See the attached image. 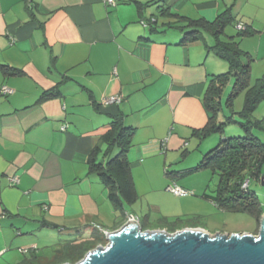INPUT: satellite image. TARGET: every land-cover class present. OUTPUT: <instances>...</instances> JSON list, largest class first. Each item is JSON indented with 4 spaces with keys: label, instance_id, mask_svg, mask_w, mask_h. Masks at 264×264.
<instances>
[{
    "label": "crops",
    "instance_id": "obj_1",
    "mask_svg": "<svg viewBox=\"0 0 264 264\" xmlns=\"http://www.w3.org/2000/svg\"><path fill=\"white\" fill-rule=\"evenodd\" d=\"M152 1L0 0V264H43L47 247L39 246L52 238L45 229L73 235L71 242L138 221L129 206L115 208L87 164L116 117L132 132L126 158L138 199L140 188L152 187L149 176L177 173L165 176L178 186L193 170L178 166L179 154L194 142L201 155L203 140L215 135L197 132L208 121L202 99L227 63L206 48L213 45L206 30L181 44L162 8L209 23L229 12L220 39L235 36L250 59L251 84L264 85V0ZM141 20H155L156 31ZM239 25L252 35L236 38ZM53 89L58 96L42 100ZM112 96L121 103L104 106Z\"/></svg>",
    "mask_w": 264,
    "mask_h": 264
},
{
    "label": "trees",
    "instance_id": "obj_2",
    "mask_svg": "<svg viewBox=\"0 0 264 264\" xmlns=\"http://www.w3.org/2000/svg\"><path fill=\"white\" fill-rule=\"evenodd\" d=\"M152 4H157L153 0ZM116 5V0L115 4ZM107 6V7H114ZM141 11V10H140ZM162 16L174 19L166 25V29H175L181 32V44L193 43L201 38L202 31L206 30L213 38V45L206 48L212 51L215 56L225 61L228 71L223 74L213 75L208 81L202 104L208 115V121L204 128L197 131L202 137L210 134H222L228 125H236L242 132V137H230L220 140L218 145L206 153L197 166L190 171H210L218 177V183L213 196L203 195V198L211 201L219 209L230 213H246L254 217L257 226L264 213L260 202L255 194L249 190V180L260 181L264 173V143L256 136L259 131L264 132V119L255 120L253 113L258 104L264 99V85L262 80H256L253 84L250 81V59L243 53L234 37H227L221 41L224 29L230 24L232 17L229 12H224L212 22L203 19L191 20L171 14L168 8H162L159 12ZM150 31L155 20H141ZM252 35L247 28L239 31L236 38ZM10 74L9 71H5ZM13 72V71H12ZM18 72L11 73L12 75ZM232 79L231 91L226 98L228 115L218 120L222 113V95L224 89ZM57 89L43 93L42 100L56 97ZM244 94L243 108L240 112L233 111V102L240 95ZM237 118V119H236ZM132 132L124 127L121 119H112L109 130L101 139L100 146L94 147L88 157L89 173L95 174L106 185L108 199L115 208L124 212V206H131L136 203L138 196L130 173V164L126 158L130 145ZM105 145V149L101 145ZM117 150V154L113 155ZM178 175L177 173H172ZM171 173L165 175L170 177ZM247 183L244 188L243 185ZM144 231V226H140ZM105 237L102 232L94 231L87 239L67 242L55 251L54 260L57 264H76L87 252L103 246Z\"/></svg>",
    "mask_w": 264,
    "mask_h": 264
},
{
    "label": "rangeland",
    "instance_id": "obj_3",
    "mask_svg": "<svg viewBox=\"0 0 264 264\" xmlns=\"http://www.w3.org/2000/svg\"><path fill=\"white\" fill-rule=\"evenodd\" d=\"M236 31L239 32L237 29ZM226 34L228 36L235 35V30L232 25L226 29ZM225 66L226 68L222 74L228 71V65L226 64ZM259 75L258 72L252 75V81L254 82L258 79ZM232 84L233 81L230 79L221 99L222 110L226 113L229 112L225 105L226 98L231 91ZM243 102L244 94H240L233 102V111L236 113L240 112L243 108ZM220 115L222 116L223 114L220 113ZM253 118L256 120L264 119V100L258 105L253 114ZM242 136L243 132L237 126L228 125L224 128L222 134H215L203 140L201 147V151L203 150V152L201 155L199 148L193 147V142L187 148L185 157L179 154V159L183 158L184 160L178 166H186L189 169H194L201 161L202 156L213 149L220 140ZM256 136L264 143V132L259 131L256 133ZM168 178L164 175L163 170L161 171V175L159 173L157 176H149L152 184L151 189L141 190L140 188L138 190V201L134 205L129 206L130 212L136 214V218L140 222L139 226L143 225L145 231L163 230L172 234L184 229H199L210 236H214L216 233L220 235L226 234L228 236L236 234H257L259 225L257 226L254 217L246 213L223 211L211 201L203 198V195L213 196L216 190L218 177L212 174V172L207 170L198 171L177 179L176 181L179 182L177 187L189 192L185 197H176L165 190L167 185L172 184ZM249 190L255 194L260 202L261 209L264 211V187L261 186L260 181L250 179ZM43 232L44 235H49L52 238H46V241L40 244V248H47L40 250L39 255L45 260L43 264H57L55 260L51 263L46 260L54 256L53 251L56 247L59 248L64 242L74 239V236L66 232L59 234L56 230L45 229ZM105 242L103 247L107 244L106 239Z\"/></svg>",
    "mask_w": 264,
    "mask_h": 264
},
{
    "label": "water",
    "instance_id": "obj_4",
    "mask_svg": "<svg viewBox=\"0 0 264 264\" xmlns=\"http://www.w3.org/2000/svg\"><path fill=\"white\" fill-rule=\"evenodd\" d=\"M260 183L264 187V173ZM105 239L106 246H97L76 264H264V214L256 235L143 231L138 221L127 220Z\"/></svg>",
    "mask_w": 264,
    "mask_h": 264
},
{
    "label": "built area",
    "instance_id": "obj_5",
    "mask_svg": "<svg viewBox=\"0 0 264 264\" xmlns=\"http://www.w3.org/2000/svg\"><path fill=\"white\" fill-rule=\"evenodd\" d=\"M103 1H104V4L106 6H114V4H115V0H103ZM142 25L144 26L145 24L142 23ZM243 29L244 28L241 25L237 26V30L241 31ZM2 91L5 93H10V91L7 89H3ZM121 100L122 99L120 96H112V97L105 98L103 100L102 104L104 106L118 105L121 103ZM12 181H13V183H17L16 179H14ZM246 186H247V183H245L243 185L244 188ZM167 191L176 197H185L189 193V192L177 187L174 183L168 185ZM128 220H135V219L132 217H129ZM96 230H98L99 232H102L104 235H106L108 233L106 231H103L100 227H96Z\"/></svg>",
    "mask_w": 264,
    "mask_h": 264
},
{
    "label": "clouds",
    "instance_id": "obj_6",
    "mask_svg": "<svg viewBox=\"0 0 264 264\" xmlns=\"http://www.w3.org/2000/svg\"><path fill=\"white\" fill-rule=\"evenodd\" d=\"M105 236V235H104Z\"/></svg>",
    "mask_w": 264,
    "mask_h": 264
}]
</instances>
